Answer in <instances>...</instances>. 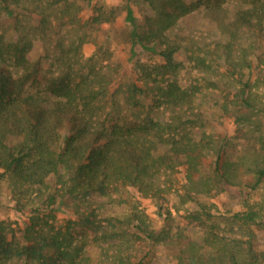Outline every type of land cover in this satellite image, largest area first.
Masks as SVG:
<instances>
[{"label": "trees", "instance_id": "trees-1", "mask_svg": "<svg viewBox=\"0 0 264 264\" xmlns=\"http://www.w3.org/2000/svg\"><path fill=\"white\" fill-rule=\"evenodd\" d=\"M121 1L120 42L133 57L158 61L153 69L164 74H176L179 50L168 31L213 34L221 53L217 65L237 81L233 98L220 109L233 117L236 132L258 131L259 146L237 143L236 132H219L207 114L212 108L202 109L194 87L177 79L138 84L142 74L131 77L132 58L113 62L108 40L97 38L85 56L83 38L62 34L78 19L74 0H0V18L9 21L0 26V206L15 199L17 210L46 222L58 221L54 212L64 207L86 206L92 214L99 208L112 229L124 224L143 234L146 220L127 190L164 210L169 201L160 178L180 167L185 201L230 190L255 192L264 201V0ZM110 15L99 17L107 31ZM254 62L261 64L257 72ZM245 216L242 235L192 239L177 264H264V244L250 227L264 237V220L257 221L255 211ZM1 225L0 264H47L50 254L49 264H97L93 242L109 237L91 231V242L76 244L87 226L48 222L41 228L31 223L10 241ZM142 261L133 252L113 264Z\"/></svg>", "mask_w": 264, "mask_h": 264}, {"label": "rangeland", "instance_id": "rangeland-1", "mask_svg": "<svg viewBox=\"0 0 264 264\" xmlns=\"http://www.w3.org/2000/svg\"><path fill=\"white\" fill-rule=\"evenodd\" d=\"M74 1L78 5L75 10L78 19L74 24L68 26L62 34L68 38H83L85 43L82 51L85 56L92 55L96 48L95 40L97 38L108 40L113 62L121 61L123 63L129 57L132 58L131 65L134 75L131 77L138 76L140 72L142 74L138 84L153 85L157 83L164 85L168 80L177 79L189 87H194L196 95L200 97L203 103L200 105L203 106L202 109L204 107L206 110L207 108L210 109L209 107L212 108L207 111V114L217 130L219 132L227 130L229 134L236 132L233 117L220 109V106L233 98L237 81H233L231 76L224 72V68L217 65L221 53L216 47L211 32L201 29L188 34L178 27L168 31L167 35L170 42L179 46V50L175 54L176 74L168 75L163 73V69H153V65L158 61L151 62L143 55L133 57L130 48L120 42L116 30L117 27L122 28L124 26L122 20L124 11L121 0ZM230 1L235 2L237 0ZM29 8L31 10L33 6ZM103 11H111L110 18L114 21L113 27L108 31V23H99L100 13ZM95 17L98 18L97 21L93 20ZM29 20L32 21L31 18ZM91 20H93L92 23ZM8 22L5 18H0V26H4ZM138 59L145 66H142L137 61ZM254 65L256 66L255 72H257L258 68H261V64L254 62ZM129 75L130 72H127L125 76L128 77ZM263 90L260 89V92L263 93ZM261 119L262 129L264 128V115ZM257 132L252 131L248 135L245 132H236L238 137L236 142L246 144L249 141L250 144L255 143L259 146V142L256 140ZM159 183L165 188L166 192L163 194L169 201L164 204V210L160 209L158 201L142 197L134 190H127L142 212L141 216L146 220L147 225L143 234L132 233L133 231L127 230L124 224H118L112 229L105 222L106 213L99 208H96L92 214L90 207L89 209L85 206L78 210L72 207H64L63 212H54L58 221L49 218L46 222L43 217H40V214L17 210L14 205L15 199H12L0 206V222L2 221L1 226L4 228L2 235L10 241L15 237L18 239L21 232L26 230L31 223H37L36 228L47 226L48 222L56 226L61 224V226L70 229L87 226L88 228L83 231L84 236L77 237L76 244L88 240L91 242L94 234L91 231L98 233V236L100 234L109 235L106 239L98 238V241L93 242L92 250L96 251L94 257L97 264H113L127 253L133 252H138L143 259L142 264H177L178 259L183 256L181 250L184 252L190 250L192 239L203 238L208 234L240 236L243 234V230L240 228L242 218H245L249 211L257 212V221L264 220L263 197L255 192L245 191L239 194L230 190L216 196L200 195L191 202L185 201L186 198L181 195L184 185L187 183L186 172L183 167L165 172ZM128 213L130 214V212ZM195 216H199V219H195ZM250 227L254 230L259 245H263L262 233L258 232L259 230L253 224H250ZM128 234L132 236L129 241ZM154 236L161 238V240L156 242ZM49 258L50 261H47V264L52 262L54 256L50 254Z\"/></svg>", "mask_w": 264, "mask_h": 264}]
</instances>
